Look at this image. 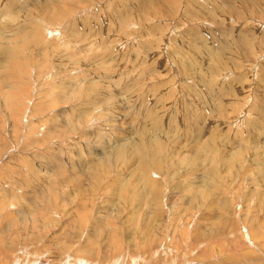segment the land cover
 <instances>
[{"label":"rangeland","instance_id":"374dc122","mask_svg":"<svg viewBox=\"0 0 264 264\" xmlns=\"http://www.w3.org/2000/svg\"><path fill=\"white\" fill-rule=\"evenodd\" d=\"M0 264H264V0H0Z\"/></svg>","mask_w":264,"mask_h":264},{"label":"bare ground","instance_id":"6f19581e","mask_svg":"<svg viewBox=\"0 0 264 264\" xmlns=\"http://www.w3.org/2000/svg\"><path fill=\"white\" fill-rule=\"evenodd\" d=\"M260 13V12H259ZM39 47V46H38Z\"/></svg>","mask_w":264,"mask_h":264}]
</instances>
